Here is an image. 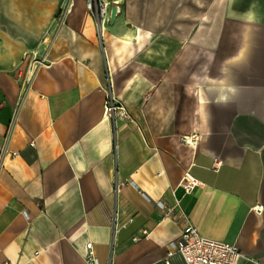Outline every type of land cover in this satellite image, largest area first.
Wrapping results in <instances>:
<instances>
[{
    "label": "crops",
    "instance_id": "obj_1",
    "mask_svg": "<svg viewBox=\"0 0 264 264\" xmlns=\"http://www.w3.org/2000/svg\"><path fill=\"white\" fill-rule=\"evenodd\" d=\"M87 1L0 0V264H187V220L264 264V0Z\"/></svg>",
    "mask_w": 264,
    "mask_h": 264
},
{
    "label": "built area",
    "instance_id": "obj_2",
    "mask_svg": "<svg viewBox=\"0 0 264 264\" xmlns=\"http://www.w3.org/2000/svg\"><path fill=\"white\" fill-rule=\"evenodd\" d=\"M87 6L97 21L100 35L103 39L104 24L110 20L109 3L105 0H88ZM42 63H44L43 59L38 60L37 66ZM104 107L105 115L114 121L117 117L125 120L132 119L131 112L112 91L108 90ZM194 137L182 136L183 141L189 144H194ZM198 182V179L192 176L190 172H186L180 184L186 192H191L198 185ZM144 196L148 198L145 193ZM175 201L176 203L173 206H169L167 201L159 200L157 202L159 208L164 211L163 217L170 216L176 209L179 210L180 216H185L186 213L182 207L181 200L176 199ZM143 234L148 237L150 235L149 230L143 229ZM138 238L139 236H135V239ZM87 249L86 264H98L92 241L87 243ZM177 252L181 253L187 264H240L242 259L258 262L251 256L245 255L237 243L204 235L190 220L186 221L182 235L168 243V256L170 257ZM258 264L261 263L258 262Z\"/></svg>",
    "mask_w": 264,
    "mask_h": 264
},
{
    "label": "water",
    "instance_id": "obj_3",
    "mask_svg": "<svg viewBox=\"0 0 264 264\" xmlns=\"http://www.w3.org/2000/svg\"><path fill=\"white\" fill-rule=\"evenodd\" d=\"M117 7L116 6H114L113 8H112V20H114L115 19V16H116V14H117Z\"/></svg>",
    "mask_w": 264,
    "mask_h": 264
},
{
    "label": "rangeland",
    "instance_id": "obj_4",
    "mask_svg": "<svg viewBox=\"0 0 264 264\" xmlns=\"http://www.w3.org/2000/svg\"><path fill=\"white\" fill-rule=\"evenodd\" d=\"M205 49H206V47H205ZM204 53H206V52H204ZM202 56H203V58H204L205 60L207 59L206 54H202ZM196 64H197V63H195L194 67L196 66ZM190 66H192V64H190ZM32 72H33V71H32ZM32 74H33V73H29V77H28L29 79H31Z\"/></svg>",
    "mask_w": 264,
    "mask_h": 264
}]
</instances>
